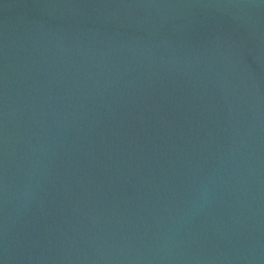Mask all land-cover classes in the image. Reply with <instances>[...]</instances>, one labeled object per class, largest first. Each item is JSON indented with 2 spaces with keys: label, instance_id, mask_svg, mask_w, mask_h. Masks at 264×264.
Returning a JSON list of instances; mask_svg holds the SVG:
<instances>
[{
  "label": "water",
  "instance_id": "95a60500",
  "mask_svg": "<svg viewBox=\"0 0 264 264\" xmlns=\"http://www.w3.org/2000/svg\"><path fill=\"white\" fill-rule=\"evenodd\" d=\"M0 264H264V0H0Z\"/></svg>",
  "mask_w": 264,
  "mask_h": 264
}]
</instances>
